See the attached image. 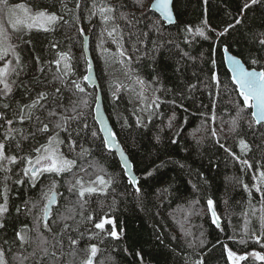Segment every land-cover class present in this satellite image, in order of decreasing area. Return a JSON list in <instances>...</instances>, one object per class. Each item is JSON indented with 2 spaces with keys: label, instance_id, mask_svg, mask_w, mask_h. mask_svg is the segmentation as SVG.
Masks as SVG:
<instances>
[{
  "label": "trees",
  "instance_id": "obj_1",
  "mask_svg": "<svg viewBox=\"0 0 264 264\" xmlns=\"http://www.w3.org/2000/svg\"><path fill=\"white\" fill-rule=\"evenodd\" d=\"M151 1L95 0L97 5L106 3L117 8L115 21L105 23L98 11L91 14L94 0H79V8L77 0H65L70 12L62 9L60 0H9L10 5L25 4L33 10L47 8L63 15L55 31L32 30L25 35L24 39L31 43H21L18 49L27 65L20 80L30 83L35 76L45 83L51 81L58 67L54 61L67 54L69 69L64 77L67 87L61 86L62 99L67 107H71L70 101L77 102L84 117L72 125L79 132L72 137L75 151H69L68 140L60 146L69 159L76 160L77 167L73 173L56 177L57 199L47 220L43 194L50 186V177L42 176L35 188L27 182L17 185L13 181L19 179L16 173L22 164L10 166L12 172L8 175L12 179L6 181L10 188L9 213L6 227L0 229V248L4 249L8 264H37V227L49 240L50 252L55 250L58 256L63 252L61 264H81L90 255V250H85L91 244L98 249L93 264H194L200 259L204 264H231L228 250L246 256L239 264H264L247 258L250 251L264 255V228L259 215L261 212L264 216V202L254 188L259 181L253 179L264 170V123L255 124L251 108L244 107L224 66L222 52L225 47L247 67L264 71V45L260 43L264 39V0L243 11L247 0H173L175 23L169 26L150 10ZM121 12L127 14V19L120 18ZM114 25H118L117 30L109 36ZM198 28L204 30L207 38L198 34ZM81 29L90 36V54L104 108L132 164L140 193L129 183L115 154L103 146L93 120L95 90L83 80L86 60ZM11 42L19 43L15 34ZM36 57L40 65L36 64ZM39 66L44 67V73L37 71ZM137 78L145 82L143 97ZM72 81L85 91L76 90ZM56 86H60L59 82L49 84L46 90ZM40 90L41 87L35 89ZM156 97L158 108L153 104ZM29 99L17 88L11 97L12 107L0 111L12 119L15 102L25 104ZM24 127L31 131L29 125ZM213 130L216 136L212 135ZM92 131L96 137H92ZM3 132L4 128H0V139ZM65 135L61 133V138ZM241 139L248 148L241 147ZM43 143L42 135L25 141L22 154ZM81 147L88 150L83 157L78 155ZM12 153L19 154L14 144ZM245 159L251 169L242 164ZM81 166L87 171H81ZM101 168L104 174L99 171ZM91 170L107 179L111 177L113 183L104 192L86 194L88 203L81 209L78 193L69 192L67 181L74 183L75 177L93 179ZM4 175L0 172V191ZM244 185H248V190ZM260 186L264 188V184ZM40 193L41 213L37 208ZM209 200L213 201L219 226L212 222ZM25 201H29L27 207ZM18 206L20 213L16 212ZM102 219H111L113 224H106L103 231L95 228ZM45 223L51 232L45 229ZM65 224L70 228L55 238L62 239L63 248L57 245L53 249V234L62 233ZM24 226L29 230L27 247H21L16 237ZM113 227L119 238L108 234ZM254 234L261 237L260 243L252 240ZM69 236L79 240L78 245L70 246ZM73 247L74 256L70 254ZM32 250L37 251L35 257L30 255ZM45 264H53L52 259Z\"/></svg>",
  "mask_w": 264,
  "mask_h": 264
},
{
  "label": "snow or ice",
  "instance_id": "obj_2",
  "mask_svg": "<svg viewBox=\"0 0 264 264\" xmlns=\"http://www.w3.org/2000/svg\"><path fill=\"white\" fill-rule=\"evenodd\" d=\"M260 2L261 0H247V2L243 4L242 11ZM60 3L63 10L69 12L71 11V9H68L65 0H60ZM79 7L80 3L79 0H77L76 8ZM152 7L157 9L170 23L172 22V0H155V3L152 5ZM92 9L93 11L91 14L95 15L98 11L105 23H108L109 21H115L116 19L114 15L117 11L116 6L106 3L97 5L94 0ZM0 12L7 13L8 23L11 25V29L13 33H15L17 41H19V43L13 44L11 42L12 35L2 24H0V62H2L0 63V108L10 109L12 107L11 97L17 88L22 89L25 96L31 97L29 102L25 104H21L19 101L15 102L16 110L13 113L12 119H7L4 113L0 111V121H3V123L0 124V128H4L3 138L0 139V172L5 173L3 177L5 181L4 187L3 190L0 191V199H2V202H0V229H4L6 227L5 220L7 214L9 213L10 188L8 187L6 181L12 179V177L8 175V173L12 172V167L10 166L17 165L18 163L22 164L20 171L16 173L19 179L13 181L17 185H24L27 182L30 187L35 188L37 182L42 176L47 174L50 177V186L43 194L44 198L48 201V203L44 205L43 212L44 216L48 217L49 205L55 202L54 190L58 186V180L56 177H60L66 173H73V169L77 167L76 160L69 159L60 150V146L63 145L66 140H68L69 151H75L76 141L72 139V137L74 132L76 135H79V132L76 131L72 125L74 122L82 120L84 113L83 111H78L80 105L77 104V102L70 101L71 107L65 106L63 102L61 86L67 87V85L64 84V77L68 75V72L62 71L59 68L61 63L60 60L54 61L58 67L57 72L53 74L51 81L45 83L35 76L30 83H24L20 80V77L24 73L27 65L25 64L21 56V52L18 49L21 43H31L30 40L24 39L25 35L30 33L32 30L44 32L55 31L59 23L63 21V15H59L55 11H49L47 8L33 10V8L28 7L25 4H17L12 6L9 4V0H0ZM120 18L127 19V14L121 12ZM239 22L240 21H237V23ZM129 23H131V21H129ZM117 27L118 25H114L111 31L108 32V35L112 36L113 33L116 32ZM231 27L233 26L229 25V28ZM81 31H83V29H81ZM197 32L200 36L207 38L203 29L198 28ZM225 32H227V29H225ZM223 34L224 33H220V35ZM260 43L264 45V39H262ZM52 46L55 47L56 45L53 44ZM120 55L123 56L124 52L121 51ZM8 57H11V59H8ZM61 59L67 61V54H61ZM35 61L37 65H40L39 57H36ZM231 63L233 65V82L238 86L239 95L243 98V105L245 108L255 109V111L252 112L254 123L261 124V122H264V71H249L241 64L239 60L235 59L234 57L231 58ZM252 63H257V61L253 60ZM88 67L89 70H91L90 63ZM64 69H69V65L67 63L64 64ZM37 71L44 73L45 69L43 66H39ZM84 79L88 80L90 77L86 76ZM213 79L217 80V84H219V80L215 75L213 76ZM56 82H59L60 86L54 87L51 91L46 90L49 84ZM137 83L141 85L140 96L143 97V86L145 82L137 78ZM71 84L79 92L82 93L85 91V89L81 87L79 83L72 81ZM37 87H41L42 90L35 91ZM158 99L159 98L156 97L153 100V104H155L157 108L159 107V104L156 103ZM83 103L86 105L87 101L85 100ZM173 103L175 102L173 101ZM174 118L175 114H173L172 119ZM14 124H18L20 126L13 127ZM25 124L31 127V131L26 130L24 127ZM252 125L253 122L250 121L249 126L252 127ZM83 127L87 128L88 125L84 123ZM233 131H235V127L233 128ZM61 133L66 135L61 138ZM37 135L44 136L45 143L33 147L27 154H10L13 144L15 145L16 153H23L24 142L30 139L34 141ZM91 135L92 137H96L97 133L92 131ZM212 135L216 136L215 130L212 131ZM102 144L105 148L110 150L114 146L117 149H120L118 142H116V134L110 130H106V136L103 139ZM240 145L242 148H248V145L243 139L240 140ZM221 146L223 147V145ZM87 152V149L81 147V152L78 153V155L83 157V155ZM120 155L123 159H126L124 157L123 149H120ZM237 159L239 158L237 157ZM242 164L247 165L249 169L252 168V165L246 159L242 161ZM125 167H127V164H125ZM80 170L87 171V169L82 166ZM99 171L103 172V169L101 168ZM151 174L152 173H148V175ZM89 175H91V173H89ZM253 179L259 181V183L254 185V188L256 192L261 193V201L264 202V188L260 186L264 184V170H260L258 176L254 175ZM67 182L70 185L69 192L75 191L78 193L77 203L79 204L80 208L83 209L84 205L88 203V200L85 199L86 194L91 196L97 192L105 191L111 186L113 180L111 177L106 180L104 175H97L95 180H90L87 183L82 177H75L74 183L72 181ZM129 183L135 187V191L137 193L141 192L139 182L135 176L129 177ZM244 187L246 190H248V185H244ZM49 193L53 194L49 195ZM249 195L251 196V191H249ZM28 204L29 201L24 202L25 207H27ZM32 207L35 208V204H33ZM208 207L210 210L213 208L212 200L208 201ZM31 211L32 209L29 208L28 212L30 213ZM16 212L20 213L21 207L18 206L16 208ZM212 216L214 217L212 222L219 226V217L216 216L214 210L212 211ZM87 219L91 221L92 217L89 216ZM106 224H113V221L111 219H102L99 223L95 224V228L103 231ZM44 227L47 229V231L51 232V228L47 223L44 224ZM261 227L264 228V216L261 217ZM69 228L70 225L65 224L62 233L53 234L54 239L57 236H62L63 231H67ZM26 230L27 226H24V229L16 233V237L19 239L21 247L29 242L24 234ZM72 230L78 231V229ZM36 231L40 241V257L37 261V264H45V261L49 259H52L53 264H61L60 256H63V252L61 251L60 256L57 255L55 250L50 252L49 247H47V245L50 243L49 240L39 232V227L36 228ZM108 234L113 238H119L115 227H113ZM82 235L83 234L81 233V236ZM262 235H264V233H262ZM255 239L257 243H260L261 237H256ZM68 240L70 246H76L79 243V240L73 239L71 236L68 237ZM5 243H7V241H5ZM200 244L203 246L204 241L201 240ZM57 245H59L61 249L63 248L62 239H55V243H53L51 247L55 249ZM88 250H90V255L86 259L82 260L81 264H93V257H95L98 252L97 246L95 244H91L85 251ZM70 254L73 256L76 254L75 247L72 248V252ZM30 255L35 257L37 255V251L34 250L32 253H30ZM137 255L139 256L140 254L137 253ZM227 255L229 261H231V264H239V261L246 259L245 256H238L231 250H228ZM252 255H254L256 259L264 261V255L258 252H254ZM24 259L26 260L28 257H24ZM0 264H8L3 248H0ZM194 264H204V260L200 259L194 262Z\"/></svg>",
  "mask_w": 264,
  "mask_h": 264
},
{
  "label": "water",
  "instance_id": "obj_3",
  "mask_svg": "<svg viewBox=\"0 0 264 264\" xmlns=\"http://www.w3.org/2000/svg\"><path fill=\"white\" fill-rule=\"evenodd\" d=\"M173 2V0H172ZM155 3V0H152V2L150 3V10L155 13L165 24V26H169V25H172L175 23V15H174V12H173V20L172 22L170 23L167 19H165L163 17V15L157 10L155 9L154 7H152V5ZM173 10V9H172ZM81 37H82V51H83V55L84 57L86 58L87 60V67H86V72H85V75L84 77H90V79L88 80H85V83L86 85L89 87V88H94L95 89V100H94V104H93V120L94 122L96 123V126L98 128V131H99V134L102 138V140L105 138L106 136V130H110L111 132H114V129L109 121V118L107 116V113L105 111V108H104V104H103V99H102V95H101V91H100V87H99V83H98V79H97V76H96V72H95V69H94V64H93V60L91 58V55H90V50H89V35H86L84 34L83 32H81ZM222 52H223V62H224V66L226 68V70L229 72L230 76H231V79L233 81V72H232V63H231V58L234 57L235 59L239 60L241 62V64L249 71H252V70H255L256 72H260L262 70H258V69H255V68H249L247 67L243 61L238 58L237 56L231 54L228 50H226V48H222ZM89 63L91 64V70H89ZM235 84V83H234ZM236 88H237V91L239 92V89H238V86L235 84ZM255 109L251 108V115H252V112H254ZM252 119L254 120V117L252 116ZM261 123H264V122H261ZM116 134V133H115ZM116 142H118L119 146H120V149H123L120 142H119V139L116 135ZM108 151L110 152H113L115 154V156L117 157L118 159V162L126 176V178L129 180V177L131 176H135L137 178V176L135 175V173L133 172V167H132V164L127 156V154L125 153V151L123 150L124 152V157L126 159H123L120 155V149H117L115 146L110 150L108 148H106ZM125 164H127V167H125ZM135 188V187H134ZM55 193V202L52 203L51 205H49V212L51 211L53 205L56 203V199H57V195H56V192L54 191ZM53 193H50V195H52ZM48 201L45 203L47 204ZM214 209L212 208L210 210L211 214H212V211ZM215 211V210H214ZM216 213V212H215ZM216 216H217V213H216ZM213 217V216H212ZM218 217V216H217ZM214 219V217H213ZM219 221L218 220V224H219ZM217 225V224H216Z\"/></svg>",
  "mask_w": 264,
  "mask_h": 264
},
{
  "label": "rangeland",
  "instance_id": "obj_4",
  "mask_svg": "<svg viewBox=\"0 0 264 264\" xmlns=\"http://www.w3.org/2000/svg\"><path fill=\"white\" fill-rule=\"evenodd\" d=\"M14 5H17V4H12V6H14ZM0 24H2L5 28H6V30L12 35V34H15V33H13V31H12V29H11V25L8 23V16H7V13L6 12H0ZM8 59H11V57H8ZM60 61H61V63H60V65H59V68L62 70V71H67V69H64V64L65 63H67V64H69L68 63V61H65V60H62L61 59V56H60V59H59ZM0 63H2V62H0ZM84 77V76H83ZM22 153H19L18 155H21ZM92 175H94L95 176V178H96V176L97 175H102V174H104L103 172H102V174L101 173H97V172H95L94 173V170H91V172H90ZM105 176V175H104ZM95 178H93L92 179V177L91 178H85V182L87 183L88 181H90V180H95ZM105 179L107 180V177L105 176ZM104 192V191H103ZM49 195H50V193H49ZM85 197H86V195H85ZM38 200H37V208L39 209V211H40V213L42 212V210H40L41 209V206H42V204H43V200H42V193H40L39 194V196H38V198H37ZM47 202V199L45 200V202H44V204ZM43 204V205H44ZM53 207H54V205H53ZM52 207V208H53ZM37 211V210H36ZM259 215L262 217V213L261 212H259ZM259 223H260V221H259ZM261 224V223H260ZM261 226V225H260ZM23 229H24V227H23ZM24 234L26 235V237H29V230H28V228H27V230L24 232ZM256 235V234H255ZM256 237H259V236H257L256 235ZM256 237H254V235H252V240H255L256 241ZM39 243V247H40V241L38 242ZM20 246H21V244H19ZM0 246H1V244H0ZM23 247H27V244H24L23 245ZM39 247H37V250L39 251ZM32 252H33V250H32ZM252 253H254V252H250L249 254H248V256H250V257H252L254 260H258V259H256V257L254 256V255H252ZM19 254H21V253H19Z\"/></svg>",
  "mask_w": 264,
  "mask_h": 264
},
{
  "label": "bare ground",
  "instance_id": "obj_5",
  "mask_svg": "<svg viewBox=\"0 0 264 264\" xmlns=\"http://www.w3.org/2000/svg\"><path fill=\"white\" fill-rule=\"evenodd\" d=\"M152 2V1H151ZM150 6V5H149ZM162 21V20H161ZM163 22V21H162ZM164 23V22H163ZM81 32H83L84 34H86L84 31H81ZM86 35H89V34H86ZM82 38V37H81ZM114 47V46H113ZM223 48H225V47H223ZM89 50H90V36H89ZM223 51V50H222ZM91 55V54H90ZM85 58V57H84ZM92 58V57H91ZM85 60H86V58H85ZM93 60V59H92ZM93 64H94V62H93ZM86 67H87V60H86ZM86 67H85V72H86ZM95 69V68H94ZM85 75V74H84ZM83 80H84V77H83ZM85 82V81H84ZM99 83V82H98ZM86 84V83H85ZM88 87V86H87ZM94 89V88H93ZM95 90V89H94ZM100 91H101V89H100ZM94 100H95V97H94ZM124 150V149H123ZM126 153V152H125ZM128 156V155H127ZM117 158V157H116ZM129 158V157H128ZM118 160V159H117ZM45 205V204H44ZM44 209V208H43ZM44 213V212H43ZM50 213V212H49ZM44 219L45 220H47L48 219V217H45L44 216ZM254 237H256V235L254 234Z\"/></svg>",
  "mask_w": 264,
  "mask_h": 264
},
{
  "label": "flooded vegetation",
  "instance_id": "obj_6",
  "mask_svg": "<svg viewBox=\"0 0 264 264\" xmlns=\"http://www.w3.org/2000/svg\"><path fill=\"white\" fill-rule=\"evenodd\" d=\"M250 252H252V251H250ZM250 252H249V253H250ZM254 252H256V251H254ZM245 257H246V256H245ZM247 258H248V255H247ZM239 262H240V261H239Z\"/></svg>",
  "mask_w": 264,
  "mask_h": 264
}]
</instances>
